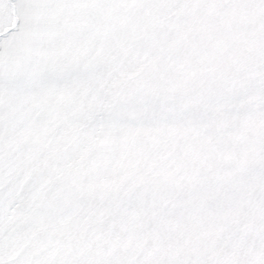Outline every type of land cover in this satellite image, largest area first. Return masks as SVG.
Returning <instances> with one entry per match:
<instances>
[{
  "label": "snow or ice",
  "instance_id": "snow-or-ice-1",
  "mask_svg": "<svg viewBox=\"0 0 264 264\" xmlns=\"http://www.w3.org/2000/svg\"><path fill=\"white\" fill-rule=\"evenodd\" d=\"M0 264H264V0H0Z\"/></svg>",
  "mask_w": 264,
  "mask_h": 264
}]
</instances>
